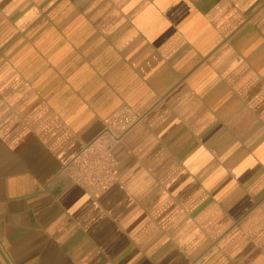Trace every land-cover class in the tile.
<instances>
[{"label":"crops","instance_id":"0c3cea01","mask_svg":"<svg viewBox=\"0 0 264 264\" xmlns=\"http://www.w3.org/2000/svg\"><path fill=\"white\" fill-rule=\"evenodd\" d=\"M0 264H264V0H0Z\"/></svg>","mask_w":264,"mask_h":264},{"label":"built area","instance_id":"2783aa9c","mask_svg":"<svg viewBox=\"0 0 264 264\" xmlns=\"http://www.w3.org/2000/svg\"><path fill=\"white\" fill-rule=\"evenodd\" d=\"M137 122L138 116L129 109L114 113L106 121L104 132L66 165L71 177L96 192L108 189L117 176V160L113 154V145Z\"/></svg>","mask_w":264,"mask_h":264}]
</instances>
